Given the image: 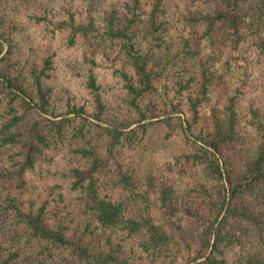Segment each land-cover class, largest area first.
Instances as JSON below:
<instances>
[{"label": "trees", "instance_id": "16d2710c", "mask_svg": "<svg viewBox=\"0 0 264 264\" xmlns=\"http://www.w3.org/2000/svg\"><path fill=\"white\" fill-rule=\"evenodd\" d=\"M11 1L14 0H0V14L11 6ZM62 1L61 4L56 0L54 9L46 5L43 16L36 13L38 22L50 25L37 30L45 38L59 31L72 45L81 39L91 46L83 55L90 65L81 95L62 87L66 98L56 101L51 97H56L55 85L50 83L56 78L55 52L44 55L39 71L37 64L32 66L27 78L19 58L11 56L14 37L0 28V264H20L25 259L20 245L22 233L46 243V248L54 251L48 250L52 254L48 259L54 263L172 264L167 260L175 248H170V233L151 224L145 214L128 213L120 196L121 187L123 191L134 188L140 178L132 163H124L127 149L140 136L138 129L143 131L148 119L168 114L142 101L152 99V80L158 78L143 52V44L153 39L155 46L164 47L162 56L166 58L172 49L178 50L170 32L172 27L187 50V26L194 30L207 25L211 35L217 27L223 29L226 46L231 37L242 35L247 18L264 27V0H109L107 9L97 11H92L94 0H85L83 5L76 0ZM181 3H185L182 8ZM14 9L19 10L17 6ZM145 9H149L147 13ZM105 43L108 46L104 48ZM94 45L100 50L95 52L119 68L132 95L129 100L133 111L122 116L121 121H110L109 128L103 116L110 105L103 102V87L94 74V68L107 65L99 62ZM200 70L199 74L193 70L186 79L189 88L200 82L201 97H190L193 102L189 113L195 125L184 127L183 119L175 117L180 122L177 125L186 132L194 130L202 119L206 108L203 104L209 100L208 90L215 82L204 66ZM91 100L96 109L91 108ZM218 111H208L213 118V131L200 127L194 136L208 148L202 164L205 169L212 167L211 175L220 188L219 200L211 206L198 204L194 211L185 204V209L181 208L185 221L182 217L177 222L172 220L171 231L178 237L177 245L199 246L191 264H264V121L255 116L261 137L252 150L237 137L235 110L229 107L223 115ZM178 112L177 108L172 111ZM134 125L137 129H130ZM102 137L110 139V155L118 157L114 159L117 166L106 165L97 156ZM78 141L82 145L76 144ZM63 148L78 167L72 168L75 173L57 172L72 184L77 195L60 194L52 207L47 197L40 202L24 200L22 192L26 187L35 188L31 177L40 161L49 154L53 160ZM231 154L239 158L237 168L229 169V160L225 163ZM124 168L136 181L126 176ZM145 178L153 180H147L151 185H163V203L168 197L164 193L177 197L176 181H162L151 173ZM108 186H117L119 193L107 190Z\"/></svg>", "mask_w": 264, "mask_h": 264}, {"label": "rangeland", "instance_id": "374dc122", "mask_svg": "<svg viewBox=\"0 0 264 264\" xmlns=\"http://www.w3.org/2000/svg\"><path fill=\"white\" fill-rule=\"evenodd\" d=\"M76 1L78 5L85 3V0ZM108 2L109 0L92 1V11H97L99 8L107 9ZM11 3V6L8 5L6 10L0 14V28H2L1 31H10L11 37H14L11 56L19 58L26 77L31 75V67L35 64H37L38 71L43 67L44 55L55 52L53 62L56 67V78H53L50 83L55 85L56 97L53 94L51 97L56 101L61 100L62 96L66 98L62 87L81 95L86 86L87 69L90 65L83 59L85 51L91 48L88 42L78 39L72 45L59 31L53 36H49V33L48 38L38 34V28H50V25L45 26L44 21L38 22L37 16H43L41 13L46 5L48 8L53 7L51 9L56 8V0H14ZM60 3L62 4L63 1L60 0ZM184 4L179 5L182 8ZM16 6L19 10L14 9ZM148 10L145 9V12L147 13ZM247 22L248 25L244 27L242 35L231 37L226 46L223 44L225 35L223 29L217 27L211 35L207 25H202L194 30L186 25L185 33L189 44L187 50L182 47L183 44L178 40L175 27H172L170 32L178 50L175 52L172 49L173 51L166 58L162 56L164 47L155 46L153 39L149 38L143 44V52L146 54L149 64L155 67L158 78L152 80L153 89L149 93L152 99L148 101L145 98L142 101L147 103L150 108L154 109L157 106L168 114L160 113L161 115L156 118L148 119L143 131L138 129L139 138L131 144L132 148L127 149L124 163L128 165L132 163L133 170L140 175L139 181H136V177H133L126 168L124 171L127 170L126 176L132 177L136 181L135 187H129L128 190L124 189L123 191L118 183L115 185L121 187V202L126 205L128 213L145 214L149 217L151 224L157 228H164L170 233L169 235L173 239L169 245L170 248H175L167 260H171L172 264H191L192 259L199 251V246L183 243L177 245L178 237L171 231V221H180L181 208H184L185 204L192 206L193 208H190L194 211L198 204L201 207L211 206L219 200L220 188L211 175L212 167L208 166L205 169L202 164V159L207 155L208 148L194 136L198 135L197 130L200 127H204V129L207 127L213 131L214 122L208 111L216 108L219 110V114L223 115L229 112V107H232L236 114L239 140L245 142L247 147L252 150L260 141L261 136L258 133L256 124L258 122H256L255 116L264 121V27H259L252 18H247ZM189 31L192 33L190 34ZM214 35L215 38L211 39L210 37ZM103 46L105 48L108 44L105 43ZM93 49L94 52L100 51L96 49L95 45ZM5 50H8V43ZM95 54L100 63H104V66L107 65L105 68L100 66L94 68V74H97V81L103 87V102L110 105L106 106L103 116L106 120L105 125L108 127L112 126L110 121H121L122 116L133 111L129 100L132 95L129 92V86L127 87L120 77L119 68L109 64L107 58L100 52H95ZM202 66L209 71L215 82L208 90L209 100L203 104L206 108L203 111L202 119L197 122L194 130L186 132L177 125L180 122L175 117L180 116L183 119L184 127L193 123V118L189 113L193 102L190 97L195 98V95L201 97L200 82H196L192 88H189L186 79L187 75H192L193 70L199 74ZM129 73L133 74V72ZM91 108L96 109V104L93 101ZM175 108L179 109L178 113H172ZM0 115H3L2 110H0ZM207 115H210L209 118H205ZM169 123L175 126H168ZM198 123L201 125L198 126ZM194 125L195 123L192 124V127ZM130 129L136 130L137 127L135 128L134 125ZM100 140L97 156L103 159V163L106 165L117 166L114 159H118V157L110 155V139L102 137ZM76 144L82 145L79 141ZM66 152V149L63 148L62 152H59L53 160L50 154L44 156L45 159L40 161L31 177L35 188L27 186L22 192L24 200L36 202L37 199L40 202L47 197L49 205L52 207L55 205V200L59 199L60 194H63L64 197L76 194L72 191V184L68 181L66 183L65 177H61L57 172V170H61L60 173H75L72 168L78 167L76 162L70 161ZM197 155H201V158L197 159ZM238 159L237 155L231 154L225 158V163L229 160L232 166L227 165V167L229 169L237 168ZM121 161L118 162L121 163ZM115 169L112 167V170ZM148 173H151L153 178H161L162 181L168 179L176 181L174 195L177 194V197L174 198L168 193H164L168 197L163 203L161 200L164 191L163 185L161 188L159 184L148 183V181H153L145 178ZM138 183L140 184L137 185ZM117 186H108L107 190L113 189L111 192L119 193ZM100 191L105 193L103 189ZM249 204L253 205V203ZM182 218L185 221V217ZM20 236L21 249L25 254V259H22L20 264H59L58 262L54 263L51 258L48 259L52 255L48 250L53 253L54 251L47 249L46 243H40L27 233H22Z\"/></svg>", "mask_w": 264, "mask_h": 264}]
</instances>
